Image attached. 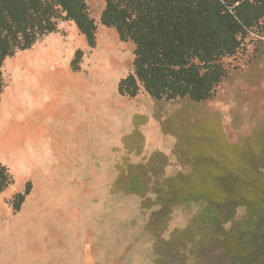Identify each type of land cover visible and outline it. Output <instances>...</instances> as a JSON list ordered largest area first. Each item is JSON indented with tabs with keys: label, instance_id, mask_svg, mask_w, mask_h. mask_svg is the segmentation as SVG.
<instances>
[{
	"label": "rangeland",
	"instance_id": "374dc122",
	"mask_svg": "<svg viewBox=\"0 0 264 264\" xmlns=\"http://www.w3.org/2000/svg\"><path fill=\"white\" fill-rule=\"evenodd\" d=\"M100 1L89 0L98 23ZM74 27L72 22H61L60 39H72ZM77 33L85 46L75 52L82 50L85 58L81 72L71 78L86 87L67 86L60 93L54 78L43 77L32 84L33 106L26 99V105L11 119L20 123V116L28 122L48 116L46 136L23 140L24 151L0 152L7 162L19 165L23 161L31 169L43 162L29 180L33 191L21 211L14 212L12 198L5 201L12 214L0 220V264H172L168 257L162 260L156 254L155 236L148 228L159 209L152 206L156 198L149 191L157 181L152 161L157 153L167 158V179L184 169L191 175L184 156L190 149L188 139L194 124L212 116L211 108L207 104L181 107L180 102L161 105L144 94L134 99L121 97L118 83L131 69L132 44L122 43L115 30L99 24L97 47L91 50L85 37ZM44 41L5 61L2 73L7 86L0 101V121L8 114L6 98L11 91L16 93L20 79L17 60L29 51L45 50L49 43ZM37 58L47 74L50 67L44 58ZM257 76L264 78V69ZM68 104L76 110L72 115L65 109ZM181 108L180 113L175 112ZM261 109L259 128L264 126V106ZM30 146L38 152L32 161ZM18 169L22 170L20 165ZM140 173L144 179L137 176ZM208 209L204 199H184L172 209L162 238L169 241L175 230L186 229ZM244 215L245 210L240 209L237 218ZM190 247L176 254L178 260L205 264L196 252H189Z\"/></svg>",
	"mask_w": 264,
	"mask_h": 264
},
{
	"label": "trees",
	"instance_id": "16d2710c",
	"mask_svg": "<svg viewBox=\"0 0 264 264\" xmlns=\"http://www.w3.org/2000/svg\"><path fill=\"white\" fill-rule=\"evenodd\" d=\"M103 1L98 23L89 0H0V101L7 86L5 61L59 33L61 22L74 23L91 50L97 47L99 24L132 44L131 69L118 83L119 95L129 99L144 94L163 103L214 100L230 71L248 69L264 52V0ZM83 59L78 49L70 63L73 72L81 71ZM212 135L199 145L192 142L186 153L189 176L167 179V158L157 153L152 161L157 181L149 191L159 209L148 228L155 252L184 264L176 254L191 245L189 252L205 264H264V127L236 145ZM13 184L10 168L0 162V195ZM31 192L29 181L13 196L15 213ZM184 199H204L209 209L166 241L162 233L172 209ZM240 209L245 215L237 218Z\"/></svg>",
	"mask_w": 264,
	"mask_h": 264
},
{
	"label": "crops",
	"instance_id": "0c3cea01",
	"mask_svg": "<svg viewBox=\"0 0 264 264\" xmlns=\"http://www.w3.org/2000/svg\"><path fill=\"white\" fill-rule=\"evenodd\" d=\"M103 9H104V2L100 1L99 9H98L99 15L101 14ZM74 26H75L74 30L77 29L75 24ZM101 40L102 38L101 36H99V42ZM79 41H80V44L76 45L70 37V39L65 42L62 39H60L58 34L54 33V34L47 36L43 43V44L49 43L48 44L49 46L45 45V50L42 48L43 51L53 49L54 52L53 54H45L46 56L51 55L53 60L50 63L46 62V65L50 67V71H48V73L46 74V70L43 67L42 68L43 74L41 77L42 78L45 77L47 80H51L52 78H54L57 84H59L60 86V93H63L66 90L65 88L67 86L71 87L72 89H77V90L83 89L84 86L86 87V85H84V82H82L81 80L77 81L71 78V76L77 75L81 71L75 73L72 71L71 67L70 68L68 67L72 59L74 58L75 50L79 46L82 48L85 46L84 41L80 39ZM34 47L36 48V46ZM65 49L67 50V52H65ZM45 55L42 54L39 57H42V59L43 58L45 59ZM228 62L229 60L225 61L226 67H228ZM36 63L40 64V61L38 58L33 64L37 65ZM263 69H264V52L257 59V61L254 64H252L248 69H245V70L239 69L235 71H230L227 77L223 80V83L221 84V86L226 89V92L224 93L218 92L214 100L203 102V103H194V102L187 100V101L180 102L182 103V105L179 103L181 107L186 104H189L191 106H200L202 104H207L208 106H210L211 108L210 111L213 113L212 116L206 121L199 122L193 125L194 129L191 130L193 135L190 136L191 139H188L189 140L188 146H191L192 142L194 143L196 142V145H199L201 140H203L202 138L206 136L208 137L209 133L213 134L212 136L214 137H219V138L223 137L226 140V142L229 143L230 145H236L242 139L251 137L259 129L258 123L261 120V114H262L261 108L262 106H264V98H263L264 78H258L257 74L260 72V70H263ZM64 83L66 84V86H63ZM45 93H46L45 99L49 100L50 98L49 93L47 91H45ZM27 95L26 94L24 95L23 97L24 101L28 99L30 101V105L33 106L32 103L34 102V96L30 93V91ZM30 96L32 97V99L29 98ZM25 103L26 101L24 102V104ZM156 103L161 104V105L170 104V103H163V102H156ZM65 109L70 110L71 115L76 111L71 104H68ZM181 110L182 108L176 109L175 112L180 113ZM217 113L219 115H216ZM218 116H220L222 119V126H220L219 122L217 123L216 121V118ZM47 117L48 116L39 117L31 122H28V121L26 122V120H23V119L21 120L20 123L10 122L9 123L10 126L14 129H12L8 124V127H7L8 132H10V130L12 129L11 131H13V135L11 136L12 137L15 136L14 138L16 139L17 137L20 138L23 135H24L23 136L24 140L27 139V137L41 139L47 135L46 133L47 128L44 124V121L47 119ZM17 128H19V130ZM19 134H20V137H19ZM15 145L13 144L11 146L10 144H7V149H9L7 150L8 153H12V150L13 152H16L19 149L20 150L23 149V146L21 144H17L16 146ZM187 152L188 151L184 153L185 157H188L187 155H185ZM30 153H31V158H30L31 161L32 159L38 156L37 150L32 148L31 146H30ZM29 160L27 163H29ZM0 162L3 164H6L10 168L11 173L14 176V184L11 185L9 188H7V190H5L0 195V220H2L3 217H7L8 215L12 214L11 209L8 206H6L5 201L13 198L14 195L22 192L25 189L27 182H29V180L32 179L33 174L41 170V166L43 162L42 161L40 162L39 167L37 166L33 167L31 163V166L33 167V169H31V167L25 164L26 162L23 163V161H21L19 165L22 170H19L18 169L19 165H16L15 163H9L1 158H0ZM166 169H168V167H166ZM189 169H191V167ZM178 173L188 174L189 171L184 169L182 171H179ZM27 198H29V196ZM24 205L25 203L23 204V206Z\"/></svg>",
	"mask_w": 264,
	"mask_h": 264
},
{
	"label": "bare ground",
	"instance_id": "6f19581e",
	"mask_svg": "<svg viewBox=\"0 0 264 264\" xmlns=\"http://www.w3.org/2000/svg\"><path fill=\"white\" fill-rule=\"evenodd\" d=\"M77 29L74 30V34L72 35V41L77 45V44H80V41H79V37H78V33H77ZM107 49V48H106ZM110 50V49H109ZM54 50L53 49H49V50H46V51H39V50H35V51H29L28 53H26L25 55H23L21 58H19L17 60V65L20 69V73L18 74V77L20 78L19 80H17V89L15 90L16 93H11L9 94V96L6 98L7 102H5V106H6V109H7V116L3 117L0 121V152H3L4 151V154L5 152L8 153L7 150V144H10L11 146L14 144H22L24 138L23 136H21L20 138L17 137L14 138L12 137L11 135H13V131H11L12 128L10 126V122L12 123L13 120H11L13 118V115L14 113H18V111L21 109V107H23L25 104H24V95L28 94L29 91L32 89V84H37L39 83V79L40 77L42 76L43 74V66L41 64H33L35 63L36 59H37V56H41L42 54H53ZM36 57H35V56ZM47 59V61H46ZM40 60V59H39ZM53 60L52 56L51 55H45V61L47 63H50L51 61ZM46 65V64H45ZM42 78V77H41ZM35 86V85H34ZM34 88V87H33ZM31 93V92H30ZM28 96V95H27ZM33 96H36L33 94ZM28 98V97H27ZM29 98L32 99V97L30 96ZM36 98V97H35ZM33 104V103H32ZM26 109V108H25ZM29 109V108H27ZM26 116V115H25ZM24 119V116H20V120ZM27 122V120H26ZM25 123V122H24ZM8 124L9 126L12 128H10V132H8ZM26 124V123H25ZM15 125V124H14ZM20 125V124H19ZM22 125V123H21ZM18 126V125H17ZM25 126V125H24ZM29 126V125H28ZM14 127V126H13ZM19 127V126H18ZM22 127V126H21ZM31 127V126H30ZM28 127V128H30ZM27 128V127H25ZM40 128V127H39ZM19 130V128H17ZM16 129V130H17ZM35 131V130H34ZM28 132V131H27ZM40 133V132H39ZM40 135V134H39ZM17 136V135H16ZM30 136V135H29ZM32 138V137H31ZM28 139V137H27ZM28 141V140H27ZM15 145V146H16ZM23 145V144H22ZM15 148V147H14ZM16 149V148H15ZM23 150V149H22ZM24 151V150H23ZM13 152V150H12ZM26 152V151H25ZM13 155V154H12ZM8 156V155H7ZM11 156V154H10ZM3 157V158H1ZM25 157V156H24ZM1 159H4L5 161L6 158L4 156H0ZM12 159V157H11ZM24 159V158H23ZM13 160V159H12ZM14 163V162H13ZM17 164V163H16Z\"/></svg>",
	"mask_w": 264,
	"mask_h": 264
},
{
	"label": "built area",
	"instance_id": "2783aa9c",
	"mask_svg": "<svg viewBox=\"0 0 264 264\" xmlns=\"http://www.w3.org/2000/svg\"><path fill=\"white\" fill-rule=\"evenodd\" d=\"M218 92H226V89L225 88H223L221 85L217 88V93Z\"/></svg>",
	"mask_w": 264,
	"mask_h": 264
}]
</instances>
